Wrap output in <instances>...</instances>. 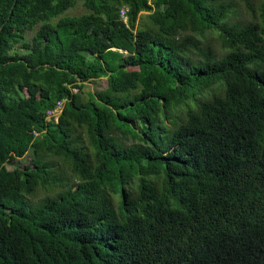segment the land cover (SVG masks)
Wrapping results in <instances>:
<instances>
[{"label": "trees", "instance_id": "16d2710c", "mask_svg": "<svg viewBox=\"0 0 264 264\" xmlns=\"http://www.w3.org/2000/svg\"><path fill=\"white\" fill-rule=\"evenodd\" d=\"M0 264H264V0H0Z\"/></svg>", "mask_w": 264, "mask_h": 264}, {"label": "rangeland", "instance_id": "374dc122", "mask_svg": "<svg viewBox=\"0 0 264 264\" xmlns=\"http://www.w3.org/2000/svg\"><path fill=\"white\" fill-rule=\"evenodd\" d=\"M258 2V0H255ZM87 10L82 6V4L80 2H78L74 8H72L71 10H69L66 14L67 15H81L86 13ZM242 14H245V11H243ZM106 79L102 78V79H98V80H93L91 81L88 86L90 90H94V91H98L99 89L105 88L106 87ZM81 96L84 99H88L89 98V94L87 92H83L81 94ZM27 157L25 158H21V159H15V160H11L7 163V168H13L15 166H22L25 163H27ZM59 189H52V190H44L42 188H38L36 191V194L34 196H32L33 200L35 202H38L39 200H42L45 196L47 195H53L55 194Z\"/></svg>", "mask_w": 264, "mask_h": 264}, {"label": "built area", "instance_id": "2783aa9c", "mask_svg": "<svg viewBox=\"0 0 264 264\" xmlns=\"http://www.w3.org/2000/svg\"><path fill=\"white\" fill-rule=\"evenodd\" d=\"M126 12H127V9L126 8H122L120 10V15H121V18L126 21ZM74 92H76L77 90L76 89H73ZM63 104H64V100H60L56 103V105L47 111V120L48 121H57L58 119V116L60 115L61 111H62V107H63ZM52 118V119H51Z\"/></svg>", "mask_w": 264, "mask_h": 264}]
</instances>
